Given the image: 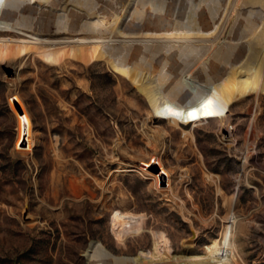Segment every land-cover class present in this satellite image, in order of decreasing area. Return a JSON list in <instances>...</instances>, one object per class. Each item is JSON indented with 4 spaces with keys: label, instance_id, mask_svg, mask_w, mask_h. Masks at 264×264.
<instances>
[{
    "label": "rangeland",
    "instance_id": "obj_1",
    "mask_svg": "<svg viewBox=\"0 0 264 264\" xmlns=\"http://www.w3.org/2000/svg\"><path fill=\"white\" fill-rule=\"evenodd\" d=\"M104 9L0 0V264H133L140 252L137 264H171L184 241L204 250L221 236L233 195L237 264H264V96L257 105L216 90L139 32L93 47L87 32ZM12 88L33 121L28 153ZM146 126L166 133L179 199L164 179L156 190L118 170V141L150 158Z\"/></svg>",
    "mask_w": 264,
    "mask_h": 264
},
{
    "label": "bare ground",
    "instance_id": "obj_2",
    "mask_svg": "<svg viewBox=\"0 0 264 264\" xmlns=\"http://www.w3.org/2000/svg\"><path fill=\"white\" fill-rule=\"evenodd\" d=\"M93 1L105 7L93 21L94 29L87 32V39L93 47L104 41L109 33H126L133 38V35L139 32L141 39L147 41L149 46L159 48L158 52L163 58L169 61L173 55H180L186 66L208 76L216 90L226 91L238 100L253 95L259 105L264 96V0ZM66 7L69 8L68 5ZM99 23H102L101 27L97 26ZM10 84L12 86L11 82ZM12 90L9 103L17 116L18 140H26V148L21 150L28 153L35 144L33 121L20 96L14 88ZM15 97L23 112L16 106ZM208 99L214 105L212 92L209 93ZM147 120L152 121V116L149 115ZM147 122L144 125H148ZM147 130L148 127L143 129L142 133L154 148L150 158L146 161L136 160L139 156L131 153L124 142L118 141L114 148L118 170L128 173L133 170L141 172L151 179V184L156 190H161V179H164L168 182L165 189L179 199L175 192L177 178L166 167V158L162 152L166 133H160L159 136H163L161 139ZM234 197L229 201L231 215L226 218L227 224L221 236L213 239L204 250L197 249L193 240L184 241L181 251L171 256V264L238 263L239 252L234 234L237 221L232 215L233 206L236 204ZM179 205L184 208L183 203ZM142 253H139L133 264L139 262Z\"/></svg>",
    "mask_w": 264,
    "mask_h": 264
},
{
    "label": "water",
    "instance_id": "obj_3",
    "mask_svg": "<svg viewBox=\"0 0 264 264\" xmlns=\"http://www.w3.org/2000/svg\"><path fill=\"white\" fill-rule=\"evenodd\" d=\"M14 102H15L16 106L19 108V111L23 112V109H22L21 105L19 104V102H18L16 97L14 98Z\"/></svg>",
    "mask_w": 264,
    "mask_h": 264
}]
</instances>
